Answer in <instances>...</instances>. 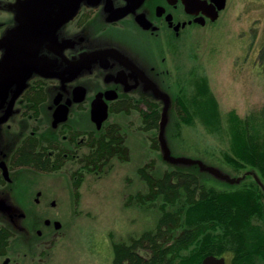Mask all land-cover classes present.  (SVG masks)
Wrapping results in <instances>:
<instances>
[{"label":"flooded vegetation","instance_id":"obj_1","mask_svg":"<svg viewBox=\"0 0 264 264\" xmlns=\"http://www.w3.org/2000/svg\"><path fill=\"white\" fill-rule=\"evenodd\" d=\"M229 1L0 0V264H11V244L24 258L42 254L47 234L62 226L52 212L59 195L22 178L25 169L73 160L92 168L93 145L112 136L114 125L104 127L111 114L138 100L168 110L172 56L216 24ZM194 78L177 77L178 89Z\"/></svg>","mask_w":264,"mask_h":264},{"label":"rangeland","instance_id":"obj_2","mask_svg":"<svg viewBox=\"0 0 264 264\" xmlns=\"http://www.w3.org/2000/svg\"><path fill=\"white\" fill-rule=\"evenodd\" d=\"M192 43L187 51L172 56V85L166 88L170 106L164 108V119L158 118L157 125L150 126L154 125L152 115H163V104L138 100L104 123L105 128L114 125L118 130L128 149L127 158L115 154L105 163L98 162L95 170L83 167L79 160L48 172L25 169L22 178L40 183L45 195H59L52 212L62 226L51 230L52 238L47 234L46 250L38 256L24 258L23 251L16 252L11 244V264H113L116 243H129L145 231H155L163 213L180 210L185 203L184 192L175 201L162 195L151 197L139 175L141 167L155 176L173 169L190 171L204 187L217 190L255 185L264 208V171L242 162L234 165L224 156L231 145L227 133L231 112L256 129L262 127L264 0H230L216 24L204 28ZM193 73L206 79L218 103L216 127L208 128L198 118L191 124L182 121L176 104L182 88L178 89L176 79L188 80ZM192 87H184V93L190 95ZM93 133V138L101 137L95 130ZM80 150L76 152L79 157H86L89 149ZM32 185L31 190L36 191ZM255 222L264 223V217ZM18 234L13 233L14 239ZM195 247L193 244L181 254H190ZM226 258L237 264L230 256ZM256 262L264 264V259Z\"/></svg>","mask_w":264,"mask_h":264},{"label":"trees","instance_id":"obj_3","mask_svg":"<svg viewBox=\"0 0 264 264\" xmlns=\"http://www.w3.org/2000/svg\"><path fill=\"white\" fill-rule=\"evenodd\" d=\"M190 85H193L190 95L183 89L179 93L177 107L182 121L191 124L198 118L206 127H216L218 103L208 82L195 76ZM152 119L154 125L150 126H156L158 115ZM227 126L231 139L230 151L224 153L227 161L264 171V118L262 127L256 129L254 124L231 112ZM117 132L112 130L108 141L93 145L92 170L99 168L98 162L105 163L115 154L123 159L128 157V149ZM27 155L31 156V152ZM138 171L151 197L162 195L175 201L184 192L185 203L180 210L163 213L155 231H145L129 243H116L113 264H198L210 254L230 256L237 264H258L256 259H264V223L255 222L263 219L264 208L255 185L217 190L204 187L199 176L190 171L173 169L161 176L145 167ZM193 244L196 247L190 254H181Z\"/></svg>","mask_w":264,"mask_h":264},{"label":"water","instance_id":"obj_4","mask_svg":"<svg viewBox=\"0 0 264 264\" xmlns=\"http://www.w3.org/2000/svg\"><path fill=\"white\" fill-rule=\"evenodd\" d=\"M101 118H95L96 120V124H97V127L100 128V125H101V122L106 118V112H105V109L103 108L101 110ZM164 110H163V119H164ZM161 129H162V123H161ZM181 161V160H180ZM56 228H59L60 227V223L56 222ZM198 264H225V260L223 257H217L215 255H207L205 256Z\"/></svg>","mask_w":264,"mask_h":264}]
</instances>
